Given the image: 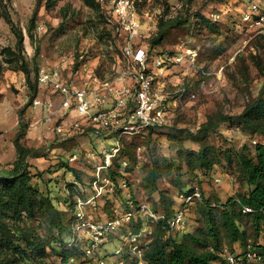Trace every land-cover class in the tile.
Returning <instances> with one entry per match:
<instances>
[{
    "label": "rangeland",
    "instance_id": "rangeland-1",
    "mask_svg": "<svg viewBox=\"0 0 264 264\" xmlns=\"http://www.w3.org/2000/svg\"><path fill=\"white\" fill-rule=\"evenodd\" d=\"M242 3L243 0H137L143 17L144 44L157 36L161 20L176 18V25L154 45V54L179 49L198 52L193 64L186 59L171 65L162 88L174 94L173 98L179 88L188 84L198 96L193 101L182 99L174 106L171 126L147 140L130 138L133 146L143 143L145 148L138 154L131 147L135 160L131 163L130 187L119 202L131 196L168 212L173 210L179 189L199 185L203 201L192 205L186 227L170 234L188 255H218L224 248L264 242L263 222L255 214L244 213L240 206V197L250 189L242 171L241 156L254 158L256 146H264V137L245 130L237 118L222 123L209 138L216 162L213 167L202 169L194 168L198 157L192 152L198 151L199 145L188 134L196 132L218 112L239 115L264 88V40L243 30L239 16ZM6 12L24 34L22 50L16 46L17 35L6 19ZM213 14L220 17L213 20ZM202 16L212 21L202 22ZM122 43L123 36L96 0H0V170L11 168L16 160L14 139L22 129V142L43 154L29 159L31 171L37 174L32 180L34 186L44 194H51L55 204L64 198V186L72 179L68 174L71 166H78L77 163L65 166L70 152L102 145L105 139L82 130L66 140L52 126L42 124L41 109L32 106L21 64L35 72L32 78L35 74L38 78L41 66L58 68L61 60L70 62L74 56L75 63L64 70L69 81L80 84L90 71L113 80L124 70ZM153 168L157 170L156 180L147 178ZM227 215L242 232L237 241L226 227ZM45 221L43 211L37 212L31 221L42 236H48ZM147 224H143L147 233L151 232L147 236L155 234L163 240L169 236ZM50 236L55 240L56 233ZM120 244L116 239L109 243L110 264L118 258L112 252ZM52 248L49 262L64 264L55 242ZM171 250L172 247L168 248ZM213 264H219L218 260Z\"/></svg>",
    "mask_w": 264,
    "mask_h": 264
},
{
    "label": "built area",
    "instance_id": "built-area-1",
    "mask_svg": "<svg viewBox=\"0 0 264 264\" xmlns=\"http://www.w3.org/2000/svg\"><path fill=\"white\" fill-rule=\"evenodd\" d=\"M104 15L123 36L121 52L124 70L113 80L103 78L96 72L85 73L80 84L69 81L64 70L75 63L61 60L58 68L40 67L38 76L39 94L33 99V107L41 109L40 122L52 126L62 139H70L76 132L88 130L97 137L105 139L104 144L92 146L87 150L70 153L69 163L88 164L90 175L87 184L72 178L64 186L68 193L69 184L81 189L75 197L73 220L70 231L58 242L68 249L81 248L83 257L92 263L106 264L105 258L98 257L102 246L112 235L121 237V244L115 250L117 264L129 260L133 264H148L145 249L150 243L147 227L166 220L167 234L183 230L192 205L202 200L203 192L199 185L190 186L176 195L179 202L171 217L166 212L153 208L147 202H136L131 196L125 200L117 199L111 214L99 218L101 201L112 199L128 190V160L119 159L124 149L125 138L145 140L152 128L167 126L182 99L195 100L198 92L184 85L174 94L162 88L171 65L189 60L195 63L198 52L179 49L172 55H150L149 48L142 41V16L138 11L137 0H96ZM240 24L243 30L254 36L264 35V0H243L240 9ZM213 20L220 16L213 14ZM139 38V40H137ZM202 89H205L202 86ZM141 154L143 145L136 147ZM119 167H116V160ZM113 170H116L113 172ZM219 181V179H218ZM119 202V203H118ZM61 204L62 201H60ZM68 203H66L67 205ZM244 212H251L249 206ZM135 224L140 227L135 229ZM147 224V225H149ZM120 231V234H116ZM221 264H264V252L248 246L234 251L224 248ZM74 261V258H72Z\"/></svg>",
    "mask_w": 264,
    "mask_h": 264
},
{
    "label": "trees",
    "instance_id": "trees-1",
    "mask_svg": "<svg viewBox=\"0 0 264 264\" xmlns=\"http://www.w3.org/2000/svg\"><path fill=\"white\" fill-rule=\"evenodd\" d=\"M6 19L9 21L14 33L17 35L16 46L22 50L24 48L23 32L18 30L10 14L7 12ZM175 19L176 18H169L166 21L161 20L157 36L153 38L151 42L146 43L147 48H149L150 55H154V45L162 40L169 28L176 25L174 23ZM201 19L202 22L206 23L212 21L211 18H205L204 16H202ZM258 37L264 40V35H260ZM158 53L172 55L174 52L166 51ZM20 59L22 61L23 57L20 56ZM1 69L2 66L0 65V70ZM21 69L24 72L27 82L26 86L29 91L28 95L32 102L33 98L39 94V85L37 82L38 78L36 74L32 78L31 75L34 71L31 72L25 64H21ZM188 86L191 88L190 85ZM236 118L240 121L241 126L245 130L264 137V88L261 89L257 98L250 102L239 115L230 116L218 112L203 122L196 132L188 131L190 138L199 145V150L192 152V154L198 157L197 165L194 166V168L197 167L203 169L213 167L216 162L214 159L216 154L214 152V146L209 142L210 134L215 133L222 123ZM173 120L174 114L169 125L152 128L145 140L151 138L159 130L166 129L171 126ZM21 124L23 123L21 122ZM21 130L22 129L19 130L18 135L14 139V146L17 153L16 160L11 164V168H4L0 170V264H51L48 260V253L49 249H53V242H55L57 247L60 249L61 261L64 264L92 263V260H88L83 257L81 248L68 249L58 245V242L63 238V236L70 231L73 220L74 200L75 197L81 193V189L74 184H69L68 193L64 190L65 196H63L64 198L59 200L57 204L53 202L51 194L49 195L40 192L32 182L33 178H35L37 174L31 171L32 167L29 163V159L42 157L43 154L40 153V149L28 147L22 142L24 133L21 132ZM133 139H124V149L119 157V159H127L129 162L126 170L129 187L131 163L135 160L131 154ZM139 144H142L143 148H145L143 143ZM137 146L138 144L133 146L135 152ZM210 152H212V154H210ZM67 163L72 165V163L66 161L65 166L67 167ZM76 163L78 166H71V170L68 174L83 184H87L91 178L89 173L86 171L88 164ZM118 163L119 160L117 159L116 167H119ZM241 163L244 176L250 185L248 193L240 197L241 210L244 212V206L252 208L251 212L244 213L255 214L258 220L263 222L264 230V146L260 144L256 146V156L254 158L242 155ZM114 171L116 170H113V172ZM147 178L156 180L157 170L153 168L148 173ZM184 189L186 188L179 189L177 193L183 191ZM121 195L123 194L120 193L118 197L116 196L112 199H105L101 201L102 212H100L99 218L102 216L104 217V214H111L112 206L117 203V199H119ZM176 195L173 210L168 212L163 210L166 212L167 218L171 217L179 205ZM203 199L204 196L201 201H203ZM134 200L139 202L136 198H134ZM60 201H62L63 204H61ZM66 203L68 204L66 205ZM39 211H43L46 216L45 229L48 236L40 235L31 225V221L35 219L37 212ZM227 217L226 227L230 231L232 239L237 241L239 240L242 232L234 219L229 215H227ZM167 225L168 223L166 219L159 222L155 226L166 234ZM139 227L140 224H135V229ZM52 232L56 233V236L54 237L55 240L50 238ZM151 235L148 237L150 239V243L145 249V258L148 261V264H213V261L215 262L216 260H218L219 264L223 262V257L221 255L222 251L218 255L208 253L188 255L180 244L174 242L170 235L165 240L158 237L156 238L155 234H153L152 237ZM113 239H116V241H120L121 243L120 236L112 235L107 244L102 246L104 249L102 248L98 257H103L108 261V247L109 243L112 242ZM248 246L264 252V242L262 244H247L243 248ZM170 247H172V250L168 251V248ZM243 248L239 246L234 247L232 250L238 251ZM112 253L113 255L115 254V252ZM72 258H74V261H72ZM106 264L110 263L107 262ZM112 264L117 263L113 262ZM125 264H133V262L129 260Z\"/></svg>",
    "mask_w": 264,
    "mask_h": 264
}]
</instances>
